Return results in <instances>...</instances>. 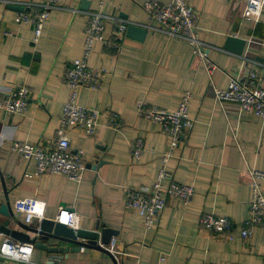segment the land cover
I'll return each instance as SVG.
<instances>
[{"label": "crops", "instance_id": "1", "mask_svg": "<svg viewBox=\"0 0 264 264\" xmlns=\"http://www.w3.org/2000/svg\"><path fill=\"white\" fill-rule=\"evenodd\" d=\"M42 1L0 0V98L18 85L29 89L24 114L0 110V203L9 199L10 227L30 237L34 233L16 221L29 227L39 221L27 223L14 207L16 200L45 201L44 218L51 220L60 207L71 206L80 217L79 229L98 223L116 230L111 239L119 253L114 262L108 253L85 248L52 262L33 244L32 264H264V227H255L247 240H227L199 225L205 212L242 223L252 194L245 171L264 172V119L239 113L235 103H218L214 93L239 71L254 68L264 78V10L252 23L241 16L246 0H185L197 15L200 40L209 46L205 58L195 55L188 43L158 32L147 31L142 40L124 34L118 50L94 42L88 66L103 69V76L97 89H78L77 103L96 109L101 117L91 136L78 127L67 130L70 150H82L85 163L82 179L72 181L63 174L36 175L35 161L11 151L10 145L23 141L48 146L54 140L69 93L65 71L82 55L84 12L100 9L142 26L148 23L142 8L146 0H106L101 6L100 0H87V8L83 0H63L60 9L50 11L34 42L32 25L18 21L17 14L32 11L29 5ZM112 30L106 23L107 37L112 38ZM227 35L246 40L241 54L223 48ZM186 91L193 126L164 162L169 139L157 123L138 115L137 105L174 110ZM111 113L117 114L118 128L106 124ZM136 138L144 141L138 159L129 151ZM98 160L104 163L96 170L86 167ZM162 169L167 173L164 187L171 180L190 184L194 194L187 204L169 199L158 225L147 229L126 206L125 197L131 188L150 189ZM261 189L264 193V182ZM4 219L0 215V221ZM3 237L0 233V241Z\"/></svg>", "mask_w": 264, "mask_h": 264}, {"label": "built area", "instance_id": "2", "mask_svg": "<svg viewBox=\"0 0 264 264\" xmlns=\"http://www.w3.org/2000/svg\"><path fill=\"white\" fill-rule=\"evenodd\" d=\"M106 0H100V6ZM63 0H43L41 3L29 5L32 11L18 13V21L29 23L33 27V41L37 42L44 22L50 11L60 9ZM148 23L142 25L147 31L158 32L169 39H175L188 43L195 55L205 58L204 48L208 44L200 40L197 15L194 8L185 0H169L162 3L156 0H146L142 4ZM264 10V0H246L242 11L244 20L256 23ZM86 25L84 31V43L82 55L74 58L64 75V81L69 93L63 103L56 129L55 138L48 146L31 144L23 141H13L11 151L20 154L27 160L35 161V174H63L72 181H80L85 170L83 151L70 150L67 130L78 127L91 136L100 123L101 114L96 109L82 107L77 103L78 89L85 87L97 89L103 76V69H92L88 66V56L92 51L94 42L103 43L106 46L118 50L122 43L130 21L117 16L103 14L99 9L85 11ZM113 25L112 38L105 35L106 23ZM215 98L218 103H235L238 112L252 114L264 119V78L252 68L239 71L232 75L226 87L214 88ZM190 93L186 91L174 110H168L156 106H148L143 102L137 105L138 115L157 123L161 131L169 139V147L163 156L166 162L179 146L182 135L193 126V118L188 112ZM29 106V89L26 85H18L0 98V110L8 114H24ZM107 126L118 128L120 122L116 113H111ZM144 149L142 138H136L130 145L129 151L132 158L138 159ZM251 185V199L249 201V213L242 223H236L224 215L205 212L199 217V225L212 234L222 235L224 239L247 240L252 236L253 229L257 226L264 227V193L261 183L264 182V172L247 168L245 171ZM30 177L31 175L26 174ZM167 178L165 170H160L151 188H131L127 191L125 204L134 209L143 219L147 229L158 225L161 213L169 199H178L187 204L194 194V187L190 184L170 181L164 187L162 181ZM46 202L35 198H22L14 203L15 209L25 214L27 223L34 219L40 221L44 218ZM55 222H60L74 230L79 229V215L71 206H62L58 209ZM4 235V234H3ZM114 257L119 251L116 249V240L111 239L106 245H101ZM81 249H84L81 247ZM33 244L19 242L10 236L4 235L0 241V264H32ZM164 257H160V262Z\"/></svg>", "mask_w": 264, "mask_h": 264}, {"label": "water", "instance_id": "3", "mask_svg": "<svg viewBox=\"0 0 264 264\" xmlns=\"http://www.w3.org/2000/svg\"><path fill=\"white\" fill-rule=\"evenodd\" d=\"M84 8H87L88 1L83 0ZM11 8L23 11V6L11 5ZM126 18V15H123ZM147 30L145 27L137 24H129L125 31V35L142 40L144 39ZM246 40L234 35H227L223 48L233 53L241 54ZM104 163L103 160H98L95 163H87L86 167L96 170ZM7 196L6 191L4 192ZM0 215L5 219L0 221V233L10 236L19 242H29L34 244L38 249L46 251L49 254L50 260L53 262L57 257H67L69 252L79 251L81 247L93 248L96 250L108 253L111 259L115 262V257L109 253L101 245H106L110 242L112 236L117 234V231L108 227H100L98 223L92 229H77L67 227L66 225L55 222L51 219L43 218L34 227L21 224L16 221L22 228L34 233L30 237L26 233L17 231L10 227V221L13 216V211L10 206L9 199L0 203Z\"/></svg>", "mask_w": 264, "mask_h": 264}]
</instances>
